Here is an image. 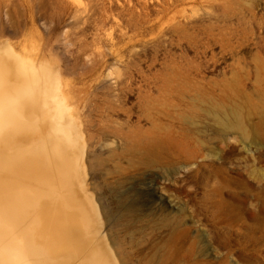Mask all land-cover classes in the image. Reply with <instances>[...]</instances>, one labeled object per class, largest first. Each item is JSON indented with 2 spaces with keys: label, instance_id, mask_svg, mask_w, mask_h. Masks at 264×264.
Returning <instances> with one entry per match:
<instances>
[{
  "label": "rangeland",
  "instance_id": "rangeland-1",
  "mask_svg": "<svg viewBox=\"0 0 264 264\" xmlns=\"http://www.w3.org/2000/svg\"><path fill=\"white\" fill-rule=\"evenodd\" d=\"M16 85L34 104L2 133L52 153L62 128L75 176L43 193L110 264H264V0H0Z\"/></svg>",
  "mask_w": 264,
  "mask_h": 264
},
{
  "label": "bare ground",
  "instance_id": "bare-ground-1",
  "mask_svg": "<svg viewBox=\"0 0 264 264\" xmlns=\"http://www.w3.org/2000/svg\"><path fill=\"white\" fill-rule=\"evenodd\" d=\"M5 95H0V106L9 104L10 109L0 114V143L5 144L4 148L0 147V264H25L27 258L37 264H69L80 258L77 264H110L107 257L97 254L95 247L90 248L94 239L91 240L87 229L92 224L87 210L65 212L63 201L53 197L56 193L53 196L49 195H52L49 190L48 194L43 193L45 189H64L75 176L73 157L76 152L69 148L62 128L59 127L56 136L64 147L55 146L52 153L42 147L28 151L14 146L16 140L23 142L25 136L15 138L12 133L2 131L7 124L19 125L20 114L27 113L34 99L24 94L19 85ZM235 112L231 117L219 118L218 123L247 134ZM136 146L141 154L149 152L150 143L147 146L141 141ZM29 186L31 192L22 190ZM16 188L21 191L15 192ZM41 194H45L46 199L40 198ZM72 196L68 199L69 205L75 202ZM19 236L23 237V242L18 241Z\"/></svg>",
  "mask_w": 264,
  "mask_h": 264
}]
</instances>
